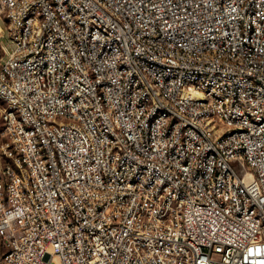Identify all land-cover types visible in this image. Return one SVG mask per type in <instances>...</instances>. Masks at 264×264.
<instances>
[{
  "label": "built area",
  "instance_id": "built-area-1",
  "mask_svg": "<svg viewBox=\"0 0 264 264\" xmlns=\"http://www.w3.org/2000/svg\"><path fill=\"white\" fill-rule=\"evenodd\" d=\"M0 104V264H264V0H0Z\"/></svg>",
  "mask_w": 264,
  "mask_h": 264
},
{
  "label": "rangeland",
  "instance_id": "rangeland-1",
  "mask_svg": "<svg viewBox=\"0 0 264 264\" xmlns=\"http://www.w3.org/2000/svg\"><path fill=\"white\" fill-rule=\"evenodd\" d=\"M2 24L5 26L6 23L3 21ZM3 107V104H0V113H1V108ZM1 132H2V123H1V118H0V144H1Z\"/></svg>",
  "mask_w": 264,
  "mask_h": 264
}]
</instances>
